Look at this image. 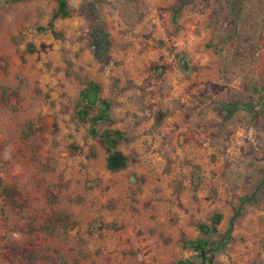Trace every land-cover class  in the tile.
Wrapping results in <instances>:
<instances>
[{
	"label": "rangeland",
	"instance_id": "obj_1",
	"mask_svg": "<svg viewBox=\"0 0 264 264\" xmlns=\"http://www.w3.org/2000/svg\"><path fill=\"white\" fill-rule=\"evenodd\" d=\"M55 6L0 0V264H264V0H106L102 70Z\"/></svg>",
	"mask_w": 264,
	"mask_h": 264
},
{
	"label": "trees",
	"instance_id": "obj_2",
	"mask_svg": "<svg viewBox=\"0 0 264 264\" xmlns=\"http://www.w3.org/2000/svg\"><path fill=\"white\" fill-rule=\"evenodd\" d=\"M25 0H7L8 3H16ZM106 0H83L77 7L70 8L68 7L65 0H54L56 6L55 10L52 13L49 21L47 22L45 29H47L50 33L55 34L53 29V22L59 19H66L73 16H77L82 18L85 29H86V48L88 49L92 60L99 66V69H104L107 65L110 64V49H111V40L108 35V32L105 28L104 23L102 22L100 15L98 13L99 5L104 3ZM41 30V28H39ZM56 35V34H55ZM230 42L234 40V33L229 36ZM87 87L97 88L95 84H88ZM100 104L103 110H107L108 105L106 101L101 100ZM88 107L82 105L81 113H85V116L88 117L87 111ZM222 109L225 112L226 117H230L237 109V104L232 105H222ZM89 119V117H88ZM95 119H89V121L93 122ZM111 135H118L116 132H111ZM123 167V164L122 166ZM0 195L6 199L7 201H12L14 196L13 191L5 186L0 185ZM60 216L56 218V221L59 222ZM220 221V216L218 214L213 215L209 219V225H205L202 223H196V229L202 235H213L216 233V226ZM232 220H229L228 228L226 233L228 234L230 230ZM204 245V241L200 238H196L194 240H188L184 243V246L189 248L192 251H197L201 246ZM184 261H177L176 264H186ZM201 264V263H199Z\"/></svg>",
	"mask_w": 264,
	"mask_h": 264
},
{
	"label": "water",
	"instance_id": "obj_3",
	"mask_svg": "<svg viewBox=\"0 0 264 264\" xmlns=\"http://www.w3.org/2000/svg\"><path fill=\"white\" fill-rule=\"evenodd\" d=\"M85 100L89 105L94 104L95 102V91L94 90H89L86 94H85ZM100 119V118H99ZM103 143L104 146L107 149H112L113 147V142L110 139V137L108 135H105L103 137ZM123 164V158L120 154L118 153H113L111 154L108 159H107V166L112 169V170H118L121 168Z\"/></svg>",
	"mask_w": 264,
	"mask_h": 264
}]
</instances>
